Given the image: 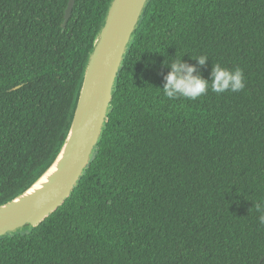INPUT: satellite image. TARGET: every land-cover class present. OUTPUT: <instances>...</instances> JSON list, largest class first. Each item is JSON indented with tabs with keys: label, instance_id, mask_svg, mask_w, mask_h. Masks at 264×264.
Masks as SVG:
<instances>
[{
	"label": "trees",
	"instance_id": "1",
	"mask_svg": "<svg viewBox=\"0 0 264 264\" xmlns=\"http://www.w3.org/2000/svg\"><path fill=\"white\" fill-rule=\"evenodd\" d=\"M67 1L0 0V203L59 150L111 0H75L62 27ZM200 55L205 78L242 68L244 89L164 96L163 63ZM262 200L264 0H149L87 167L42 222L0 237V264H264Z\"/></svg>",
	"mask_w": 264,
	"mask_h": 264
},
{
	"label": "water",
	"instance_id": "2",
	"mask_svg": "<svg viewBox=\"0 0 264 264\" xmlns=\"http://www.w3.org/2000/svg\"><path fill=\"white\" fill-rule=\"evenodd\" d=\"M74 1H67L62 27ZM148 1H110L87 58L64 140L51 163L27 188L0 203V237L29 231L72 192L105 127L119 69Z\"/></svg>",
	"mask_w": 264,
	"mask_h": 264
},
{
	"label": "clouds",
	"instance_id": "3",
	"mask_svg": "<svg viewBox=\"0 0 264 264\" xmlns=\"http://www.w3.org/2000/svg\"><path fill=\"white\" fill-rule=\"evenodd\" d=\"M208 59L206 55H200L194 58L196 64H189L183 61L182 57L174 58L171 62L166 60L162 67H167L170 70L163 77L162 92L164 96L169 99L182 97L187 100H196L205 95L209 88L216 94L229 91L235 93L244 89V72L238 66L230 69L223 67L220 63H215L211 68L210 78H205L199 69L206 65ZM254 207L259 214V224L264 225V200L255 202Z\"/></svg>",
	"mask_w": 264,
	"mask_h": 264
},
{
	"label": "bare ground",
	"instance_id": "4",
	"mask_svg": "<svg viewBox=\"0 0 264 264\" xmlns=\"http://www.w3.org/2000/svg\"><path fill=\"white\" fill-rule=\"evenodd\" d=\"M43 180H44V177L40 181H43Z\"/></svg>",
	"mask_w": 264,
	"mask_h": 264
}]
</instances>
